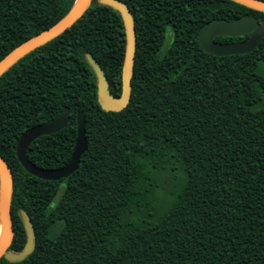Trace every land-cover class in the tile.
I'll list each match as a JSON object with an SVG mask.
<instances>
[{
    "label": "trees",
    "instance_id": "16d2710c",
    "mask_svg": "<svg viewBox=\"0 0 264 264\" xmlns=\"http://www.w3.org/2000/svg\"><path fill=\"white\" fill-rule=\"evenodd\" d=\"M75 1L0 0V60ZM122 1L136 29L131 98L122 110L102 108L86 57L119 96L124 22L98 0L0 76V155L13 172L9 251L26 243L19 209L36 235L25 259L0 264H264V37L249 53L223 56L198 40L212 19L262 20L264 12L234 0ZM65 106L66 127L36 138L29 159L65 165L78 111L88 148L70 176L39 178L18 160L17 140Z\"/></svg>",
    "mask_w": 264,
    "mask_h": 264
},
{
    "label": "water",
    "instance_id": "95a60500",
    "mask_svg": "<svg viewBox=\"0 0 264 264\" xmlns=\"http://www.w3.org/2000/svg\"><path fill=\"white\" fill-rule=\"evenodd\" d=\"M93 0H76L72 8L54 25L44 29L36 35L14 47L0 60V76L13 64L29 52L57 37L71 27L89 8ZM101 4L108 5L120 12L125 32L126 49L122 67V92L119 96L110 91L109 81L98 61L87 54V60L97 76L98 101L107 111H120L125 108L131 98V78L134 69L136 51L135 18L128 5L122 0H98ZM253 9L264 12V0H234ZM250 36L244 40L222 42L217 41L218 36ZM264 37V19L258 20L255 15L239 17L235 20L215 18L206 22L198 32L200 46L207 53L223 56L228 54H243L253 51ZM71 110L65 106L60 114L28 128L17 140L16 155L26 171L46 180H60L75 172L82 155L88 148L86 118L77 113V139L70 160L57 168L38 166L28 157L31 143L41 135L59 132L68 124ZM13 193V172L3 156L0 155V259L5 257L10 262H19L33 252L36 246V235L32 219L28 212L21 208L18 215L26 232V243L21 251H9L14 238L15 228L11 214V198ZM60 190L56 199L60 197ZM3 234L1 236V228Z\"/></svg>",
    "mask_w": 264,
    "mask_h": 264
},
{
    "label": "bare ground",
    "instance_id": "6f19581e",
    "mask_svg": "<svg viewBox=\"0 0 264 264\" xmlns=\"http://www.w3.org/2000/svg\"><path fill=\"white\" fill-rule=\"evenodd\" d=\"M2 234H3V227L1 228V236H2Z\"/></svg>",
    "mask_w": 264,
    "mask_h": 264
}]
</instances>
